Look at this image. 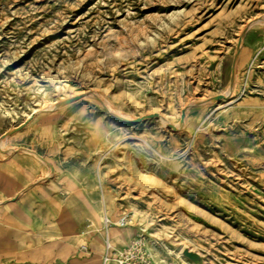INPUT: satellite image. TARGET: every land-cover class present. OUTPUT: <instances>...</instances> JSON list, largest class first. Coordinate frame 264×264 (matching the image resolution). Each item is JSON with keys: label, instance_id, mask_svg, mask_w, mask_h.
Wrapping results in <instances>:
<instances>
[{"label": "rangeland", "instance_id": "374dc122", "mask_svg": "<svg viewBox=\"0 0 264 264\" xmlns=\"http://www.w3.org/2000/svg\"><path fill=\"white\" fill-rule=\"evenodd\" d=\"M67 181L156 264H264V0H0V264L58 262L7 227Z\"/></svg>", "mask_w": 264, "mask_h": 264}, {"label": "crops", "instance_id": "0c3cea01", "mask_svg": "<svg viewBox=\"0 0 264 264\" xmlns=\"http://www.w3.org/2000/svg\"><path fill=\"white\" fill-rule=\"evenodd\" d=\"M34 180L28 173H25V176L21 175L20 192L28 189L29 183ZM72 183L67 181L63 186L61 191L65 196L61 198L53 194L45 195L39 204L30 207L25 214L19 215L20 219L8 223L7 228L15 232L18 238L28 231L31 234L45 236L51 243L63 242V250L56 254L58 260L56 264H116L113 257L103 261L106 251L105 237L108 238L110 245L108 254L111 255L112 247L121 248L128 245L133 237V229L109 226L102 231L103 217L106 215L110 222L115 223L116 210L107 206L99 210L96 191L90 188L75 190ZM78 244L88 247L89 253L86 258L74 257Z\"/></svg>", "mask_w": 264, "mask_h": 264}, {"label": "built area", "instance_id": "2783aa9c", "mask_svg": "<svg viewBox=\"0 0 264 264\" xmlns=\"http://www.w3.org/2000/svg\"><path fill=\"white\" fill-rule=\"evenodd\" d=\"M103 222L105 227L112 225L106 215L103 217ZM130 222V216L128 214H123L113 224L122 227L128 225ZM80 250L83 253H86L88 251V247L86 245H82ZM108 251L109 242L108 238H106V251L103 258L104 262L110 257H113L116 264H154L153 249L149 242L148 235H146L144 229L142 228L137 231L127 246L113 249L112 255H109Z\"/></svg>", "mask_w": 264, "mask_h": 264}, {"label": "bare ground", "instance_id": "6f19581e", "mask_svg": "<svg viewBox=\"0 0 264 264\" xmlns=\"http://www.w3.org/2000/svg\"><path fill=\"white\" fill-rule=\"evenodd\" d=\"M105 239H106V237H105ZM109 248H110V245H109ZM113 249H116V248H113V247L111 248V250H110L111 255H112V250H113ZM114 260H115V259H114ZM154 263H155V262H154ZM155 264H156V263H155Z\"/></svg>", "mask_w": 264, "mask_h": 264}]
</instances>
